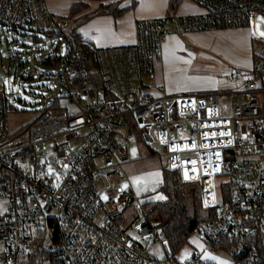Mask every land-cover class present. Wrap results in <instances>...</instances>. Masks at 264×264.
Returning a JSON list of instances; mask_svg holds the SVG:
<instances>
[{"label": "built area", "instance_id": "obj_1", "mask_svg": "<svg viewBox=\"0 0 264 264\" xmlns=\"http://www.w3.org/2000/svg\"><path fill=\"white\" fill-rule=\"evenodd\" d=\"M193 1L203 15L141 20L133 45L71 48L59 62L66 94L33 128L10 135L0 93V264L27 255L40 232L64 264H204L198 255L166 258L162 228L125 169L135 134L161 145L162 170L197 187L207 249L227 245L241 264H264V0ZM176 19L184 31L249 28L263 48L252 69L228 74L216 91L155 98L142 77L153 75ZM26 26L67 37L69 23L55 22L45 0H0V33ZM135 201L143 218L132 234L122 225ZM151 244L166 247V256L156 257Z\"/></svg>", "mask_w": 264, "mask_h": 264}, {"label": "crops", "instance_id": "obj_2", "mask_svg": "<svg viewBox=\"0 0 264 264\" xmlns=\"http://www.w3.org/2000/svg\"><path fill=\"white\" fill-rule=\"evenodd\" d=\"M174 1H177L175 8ZM48 2L54 9L52 13L71 17L70 19L75 21L74 28L77 27L82 45L91 49L133 45L137 41V23L141 20L162 18L168 13L177 18L205 13V9L193 0H48ZM57 4L59 5L56 6ZM75 4L79 5L78 12L71 16ZM69 41L72 45L70 38ZM257 41L249 28L184 31L176 19L167 28L161 60L154 64V73L150 76L148 90L145 93L160 98L165 95L216 91L225 85V77L228 74L236 70L252 69L256 57L263 48L260 40L258 41L261 44L260 48L255 47ZM212 53H218V58L214 59ZM165 249L164 246L150 245V251L159 258L166 256ZM194 249L204 264H219L221 260L227 261L228 264H240L229 251H210L203 240L200 245H195ZM213 256L218 259L213 260L211 258Z\"/></svg>", "mask_w": 264, "mask_h": 264}, {"label": "rangeland", "instance_id": "obj_3", "mask_svg": "<svg viewBox=\"0 0 264 264\" xmlns=\"http://www.w3.org/2000/svg\"><path fill=\"white\" fill-rule=\"evenodd\" d=\"M46 6L55 22L66 20L69 23V27L65 30V34L68 35L76 25L75 21L52 13L54 9L48 0H46ZM258 41L255 43L256 48L261 46ZM70 49L69 38L57 28L48 32H39L31 26L9 31L2 29L0 33V93L5 94L7 99V125L10 135H18L24 130L33 128L41 120L43 108L66 94L67 89L60 83L59 74L62 73V68L58 59L64 58ZM212 56L217 59L219 54L212 53ZM46 59H52L55 62L47 64ZM221 71L224 70L221 69ZM148 81H150V75H144L142 77L144 92L148 90ZM227 101V97L222 98L223 103ZM79 105L85 106L81 101ZM161 152V145L157 141L145 144L137 134L129 138V159L125 169L136 194L144 203L147 202L146 199L151 202L166 199L162 190L166 182L163 180V170L160 165ZM128 185L129 183L124 187ZM2 207L3 200H0V212ZM206 216L207 211H204V217ZM142 218L143 214L138 211V203L135 201L126 210L122 227L133 234L132 223H138ZM154 221L157 222V220ZM203 239L201 225L192 235L191 241L178 250L176 258L184 260L195 256L197 251L194 247L200 245ZM3 246L0 244V249Z\"/></svg>", "mask_w": 264, "mask_h": 264}, {"label": "trees", "instance_id": "obj_4", "mask_svg": "<svg viewBox=\"0 0 264 264\" xmlns=\"http://www.w3.org/2000/svg\"><path fill=\"white\" fill-rule=\"evenodd\" d=\"M176 4L177 1H174V8ZM78 7L77 4L73 6L71 16L78 12ZM67 18L70 19L71 17ZM67 37L71 40L72 45L70 44V46L72 49L93 53L91 48L82 45L77 27L73 28ZM58 61L60 62V58ZM54 62L52 59H46L47 64H53ZM163 180L166 182L164 189H162L166 199L156 202L146 199L147 202L144 204V208L150 211L149 220L159 222L167 247L166 258L171 262H175L178 250L189 242L192 235L199 230L205 221L204 210L201 206L197 187L183 182L177 173L170 171L163 170ZM45 236V232H40L30 252L18 259L15 264H64L60 258L53 256L47 250ZM215 250L231 252L227 245L221 244L216 245ZM235 261L240 263L237 260Z\"/></svg>", "mask_w": 264, "mask_h": 264}, {"label": "snow or ice", "instance_id": "obj_5", "mask_svg": "<svg viewBox=\"0 0 264 264\" xmlns=\"http://www.w3.org/2000/svg\"><path fill=\"white\" fill-rule=\"evenodd\" d=\"M261 35H264V32H262L261 33ZM213 135H215V133H213ZM221 135H223V133H221ZM206 146V145H205ZM217 155H219V153H217ZM193 164H195L196 162L195 161H193L192 162ZM51 170V169H50ZM193 171H195V169H193ZM158 175V174H157ZM186 179H187V176L185 177ZM105 199H107V196H105L104 197ZM205 204L207 205V201H205ZM213 260H216V259H218L217 257H211ZM219 264H228V262L227 261H223V260H221V261H219Z\"/></svg>", "mask_w": 264, "mask_h": 264}, {"label": "water", "instance_id": "obj_6", "mask_svg": "<svg viewBox=\"0 0 264 264\" xmlns=\"http://www.w3.org/2000/svg\"><path fill=\"white\" fill-rule=\"evenodd\" d=\"M146 138L148 139L149 137L146 136ZM150 231H151L150 227H146V228L144 229L143 233H142V236H146V235H148V234L150 233Z\"/></svg>", "mask_w": 264, "mask_h": 264}]
</instances>
